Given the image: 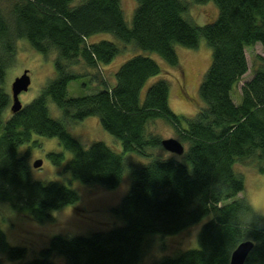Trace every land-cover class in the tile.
Returning a JSON list of instances; mask_svg holds the SVG:
<instances>
[{
    "label": "trees",
    "instance_id": "trees-1",
    "mask_svg": "<svg viewBox=\"0 0 264 264\" xmlns=\"http://www.w3.org/2000/svg\"><path fill=\"white\" fill-rule=\"evenodd\" d=\"M4 1L9 7L0 5V202L37 220H50L51 211L79 200L65 184L31 177L29 149L21 154L19 148L34 134L58 138L72 154L65 168L90 186H118L125 154L146 160L129 163L130 186L112 209L123 225L90 235L56 234L37 257L21 264H138L150 234H176L207 215L197 248L151 264H229L234 249L245 241L253 246L244 264H264V215L238 196L244 180L234 168L241 161L264 173V55L258 56L260 64L239 95L233 96L247 72L246 46L259 42L264 49V0H212L217 16L204 25L186 17V0H135L130 25L120 0ZM101 32L122 44L89 40ZM21 38L38 52L56 54V76L21 109L5 114L11 96L2 84ZM201 38L211 49V60L198 89L201 105L191 116L171 110L164 79L150 84L141 96L146 82L161 72L150 55L137 53L123 61L114 84L96 71L129 48L178 66L176 45L196 48ZM79 64L95 72L101 88L67 97L68 83L83 76ZM49 101L62 111V119L50 116ZM88 116L98 117L101 127L120 140L122 152L100 140L85 147L69 132L66 121ZM158 120L174 130L185 147L182 155L157 154L164 150L161 136L151 127ZM47 157L59 165L64 154L51 151ZM247 220L250 223L242 228ZM3 254L21 260L26 249L9 245L0 228V264ZM56 256L64 262L55 263Z\"/></svg>",
    "mask_w": 264,
    "mask_h": 264
},
{
    "label": "rangeland",
    "instance_id": "rangeland-1",
    "mask_svg": "<svg viewBox=\"0 0 264 264\" xmlns=\"http://www.w3.org/2000/svg\"><path fill=\"white\" fill-rule=\"evenodd\" d=\"M123 8L125 20L128 25L131 23L135 0H120ZM189 2V9L186 17L198 25H204L213 21L217 16V7L211 0L207 3H197L195 0H186ZM80 0H74L77 4ZM2 8L9 7V2L0 0ZM91 42L100 40H111L118 42L109 33H97L89 37ZM176 52L179 59L178 66H171L156 54L144 52L141 50H132L129 48L119 53L109 64L103 65L101 69L103 76L114 84V74L118 66L130 56L142 53L152 56L160 65L161 72L150 78L141 93L147 87L158 79H164L169 83V106L177 114L193 115L199 109L201 101L198 96V89L203 75L208 68L211 60V49L201 38L196 48H186L176 45ZM245 55L247 60V72L241 77L233 91L236 98L241 86L249 80L255 69L259 66L258 56L264 55V49L259 42L246 46ZM56 54L45 55L35 50L27 39L21 38L16 42V54L14 63L7 69L2 86L11 96V85L16 76L21 75L24 71L28 72L30 84L28 89L19 94V100L22 105L29 103L56 76L54 58ZM79 71L83 76L71 80L67 85V97L82 96L95 92L101 88V83L93 74L86 70L83 64H79ZM95 71V70H92ZM98 75V74H96ZM101 76V74H99ZM240 98L235 100L239 103ZM11 103V101H10ZM49 114L53 118L62 119V111L53 103H48ZM10 107L5 112L8 113ZM69 132L76 137L83 146H89L93 141L100 140L105 142L117 152H122V146L119 139L104 130L98 117L88 116L81 121H66ZM152 130L159 134L161 138L176 137L174 130L163 121L152 123ZM36 142V144H34ZM29 149L28 162L31 166V177L35 180L47 182L55 180L74 189L79 194V200L71 205H67L58 210L51 211L52 219L37 220L30 217L24 212H18L10 203L0 202V228L4 231L6 240L11 246H22L26 249V255L21 260H8L3 254L1 255L4 264H21L27 260L33 259L39 255L42 248L46 247L49 239L56 234L63 235H90L97 231H106L111 228L121 226L124 221L116 216L112 209L120 202L130 186V162L144 163L146 160L133 154L124 155L125 170L123 177L115 188H101L98 186L87 185L65 168L70 161L72 154L66 150L56 137H46L34 134L29 144L19 148L22 154ZM51 151H62L64 154L63 161L56 165L47 157ZM157 154L164 156H179L172 154L165 149L157 151ZM172 154V155H171ZM41 159L42 164L34 167L33 162ZM235 170L243 176L244 189L238 196L246 198L252 207L264 215V173H259L254 166L246 162H236ZM210 219V215L205 216L182 231L172 235H160L158 233L150 234L147 237L149 244L145 248V255L138 264H151L164 256H175L180 252L197 248V234L204 222ZM55 263L64 262V257L56 256ZM59 264V263H57Z\"/></svg>",
    "mask_w": 264,
    "mask_h": 264
},
{
    "label": "water",
    "instance_id": "water-1",
    "mask_svg": "<svg viewBox=\"0 0 264 264\" xmlns=\"http://www.w3.org/2000/svg\"><path fill=\"white\" fill-rule=\"evenodd\" d=\"M30 84V77L27 71H24L21 75L16 76L11 85V104H10V112L14 113L21 109L22 103L19 100V94L22 91L28 89ZM161 145L163 149L166 151L175 154V155H182L184 153V145L174 137L169 138H162ZM42 164L41 159H36L33 162L34 167H39ZM253 243L251 241H245L240 243L232 252L230 257L229 264H244V261L252 248Z\"/></svg>",
    "mask_w": 264,
    "mask_h": 264
},
{
    "label": "clouds",
    "instance_id": "clouds-1",
    "mask_svg": "<svg viewBox=\"0 0 264 264\" xmlns=\"http://www.w3.org/2000/svg\"><path fill=\"white\" fill-rule=\"evenodd\" d=\"M249 223H250V220L244 221V222L241 223V227L242 228H246Z\"/></svg>",
    "mask_w": 264,
    "mask_h": 264
}]
</instances>
